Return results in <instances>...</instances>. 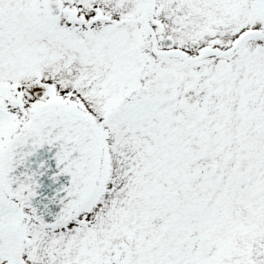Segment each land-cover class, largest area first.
Masks as SVG:
<instances>
[{"label":"flooded vegetation","instance_id":"1","mask_svg":"<svg viewBox=\"0 0 264 264\" xmlns=\"http://www.w3.org/2000/svg\"><path fill=\"white\" fill-rule=\"evenodd\" d=\"M29 67L100 167L54 227L0 187V264H264V0H0V152Z\"/></svg>","mask_w":264,"mask_h":264},{"label":"water","instance_id":"2","mask_svg":"<svg viewBox=\"0 0 264 264\" xmlns=\"http://www.w3.org/2000/svg\"><path fill=\"white\" fill-rule=\"evenodd\" d=\"M100 155V134L89 116L74 107L47 109L33 128L7 141L0 184L8 195L24 188V205L54 224L89 198Z\"/></svg>","mask_w":264,"mask_h":264},{"label":"rangeland","instance_id":"3","mask_svg":"<svg viewBox=\"0 0 264 264\" xmlns=\"http://www.w3.org/2000/svg\"><path fill=\"white\" fill-rule=\"evenodd\" d=\"M34 71V67H29V71H26L25 74H21V75H15V77L13 76V81L8 79L7 75H2L3 79L2 81L4 83H8L9 86L8 87H12L15 90H22V98L29 100L31 102L34 101L35 105L37 107H40L41 104L44 103H48L49 99L46 97V94L44 93V91H40V93L37 95L36 98H40L41 100H36V98H34L31 93L33 94L34 92H28V88L31 87L30 85H33V78H34V74H32V72ZM45 75V72L43 70H40V76ZM40 84V86L42 88H45V84L43 85L42 83L38 82ZM38 84V85H39ZM13 85V86H12ZM34 88H37V86L33 85ZM48 88V87H47ZM53 95H54V104L55 105H60L61 104V99L59 97V91L58 90H54L52 91ZM36 94V91L35 93ZM56 95V96H55Z\"/></svg>","mask_w":264,"mask_h":264}]
</instances>
